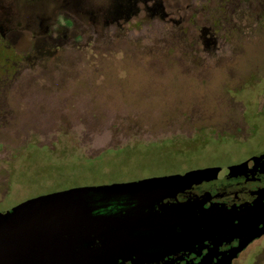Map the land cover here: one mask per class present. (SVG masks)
Listing matches in <instances>:
<instances>
[{"label": "rangeland", "instance_id": "1", "mask_svg": "<svg viewBox=\"0 0 264 264\" xmlns=\"http://www.w3.org/2000/svg\"><path fill=\"white\" fill-rule=\"evenodd\" d=\"M112 1L0 0V212L264 148V0Z\"/></svg>", "mask_w": 264, "mask_h": 264}, {"label": "water", "instance_id": "2", "mask_svg": "<svg viewBox=\"0 0 264 264\" xmlns=\"http://www.w3.org/2000/svg\"><path fill=\"white\" fill-rule=\"evenodd\" d=\"M249 160L22 201L0 212V264H179L185 258L183 264H232L264 233V202L237 213L205 212L203 199L170 205L164 200L201 182L238 175ZM235 236L237 246L221 257L209 253ZM206 249L199 262L190 258Z\"/></svg>", "mask_w": 264, "mask_h": 264}, {"label": "flooded vegetation", "instance_id": "3", "mask_svg": "<svg viewBox=\"0 0 264 264\" xmlns=\"http://www.w3.org/2000/svg\"><path fill=\"white\" fill-rule=\"evenodd\" d=\"M146 1L147 0H113L112 2H115L114 7L117 8L114 13L110 10L108 14L113 13L115 14V16H119L124 13L126 14L132 7L138 10V7H136V3L141 2L144 6H146ZM59 2L65 5H75L78 8L81 6L80 9L83 10V0H59ZM153 6L147 7V10L154 12L158 5L157 3H155ZM0 7L2 8H0V17H2L1 13L3 10V6ZM161 16L164 18L168 17L169 15L168 13L163 12ZM1 26L2 22L0 20V32L1 35H3ZM262 154H264V148L250 155L248 158L242 160L241 162L247 161L253 156ZM190 199H203L204 203L202 205V208H204L205 212L210 208V210L217 209L221 211H234L239 213L238 211H241L246 207H252L258 202H264V157H261L257 161L249 160L246 168L238 173V175L221 177L218 179L204 181L199 184L193 185L190 189H187L184 192L176 195L175 198L164 200V203L170 205L172 203L185 202ZM244 235L248 236L249 231H246ZM262 236H264V233L258 237L251 239L247 243L245 248L249 246L253 241L261 238ZM239 241L240 236L230 237V240L223 241L216 248H211L212 251H210L209 253L221 257L224 253L230 251L233 247H236ZM243 250H241L235 258H237ZM206 253H208L207 249L202 251V254L200 256L194 257L193 255H191L190 258H194V262H199ZM185 259L183 261H179L178 263L183 264L185 262ZM216 259L217 258L214 259V262H216ZM234 259L232 260V263Z\"/></svg>", "mask_w": 264, "mask_h": 264}, {"label": "trees", "instance_id": "4", "mask_svg": "<svg viewBox=\"0 0 264 264\" xmlns=\"http://www.w3.org/2000/svg\"><path fill=\"white\" fill-rule=\"evenodd\" d=\"M0 45H1V47L3 46V43L2 42H0Z\"/></svg>", "mask_w": 264, "mask_h": 264}]
</instances>
